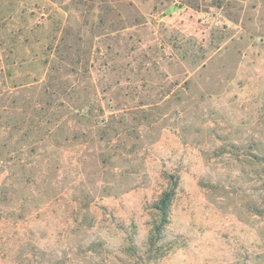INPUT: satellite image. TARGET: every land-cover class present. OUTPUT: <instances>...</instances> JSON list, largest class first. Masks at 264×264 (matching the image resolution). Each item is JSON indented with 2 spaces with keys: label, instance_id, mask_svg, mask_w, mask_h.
I'll return each instance as SVG.
<instances>
[{
  "label": "rangeland",
  "instance_id": "374dc122",
  "mask_svg": "<svg viewBox=\"0 0 264 264\" xmlns=\"http://www.w3.org/2000/svg\"><path fill=\"white\" fill-rule=\"evenodd\" d=\"M0 264H264V0H0Z\"/></svg>",
  "mask_w": 264,
  "mask_h": 264
},
{
  "label": "trees",
  "instance_id": "16d2710c",
  "mask_svg": "<svg viewBox=\"0 0 264 264\" xmlns=\"http://www.w3.org/2000/svg\"><path fill=\"white\" fill-rule=\"evenodd\" d=\"M177 188V183L172 184V186L163 193L160 201L158 202L156 209L161 215L160 225L156 228L155 233L161 235L165 225L169 222V210L175 196Z\"/></svg>",
  "mask_w": 264,
  "mask_h": 264
}]
</instances>
